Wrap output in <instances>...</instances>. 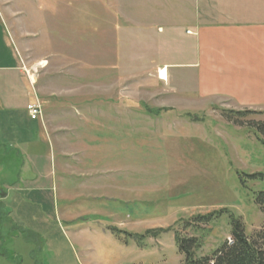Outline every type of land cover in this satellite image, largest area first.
<instances>
[{"label": "rangeland", "instance_id": "rangeland-1", "mask_svg": "<svg viewBox=\"0 0 264 264\" xmlns=\"http://www.w3.org/2000/svg\"><path fill=\"white\" fill-rule=\"evenodd\" d=\"M125 4L0 0V29L58 118L30 148L50 163L43 192L26 191L31 164L0 146V264H183L176 231L200 240L196 258L232 238L234 219L264 232V178L249 177L264 176V113L229 120L245 110L187 100L169 72L171 9Z\"/></svg>", "mask_w": 264, "mask_h": 264}, {"label": "crops", "instance_id": "crops-1", "mask_svg": "<svg viewBox=\"0 0 264 264\" xmlns=\"http://www.w3.org/2000/svg\"><path fill=\"white\" fill-rule=\"evenodd\" d=\"M130 2L139 6V17L141 4L148 2L158 6L155 12L167 8L163 4L171 9L166 30L176 55L169 72L187 100L225 98L232 110L264 113V0H124V6ZM147 29L140 28V35ZM7 36L0 29V146L17 149V156L31 164L26 173L36 179L26 191L43 192L52 175L50 163L48 168L46 156L30 148L37 134L56 131L58 118L47 111L38 119L29 117L26 105L40 92ZM169 67L160 70L162 79Z\"/></svg>", "mask_w": 264, "mask_h": 264}, {"label": "trees", "instance_id": "trees-1", "mask_svg": "<svg viewBox=\"0 0 264 264\" xmlns=\"http://www.w3.org/2000/svg\"><path fill=\"white\" fill-rule=\"evenodd\" d=\"M246 112L229 111L225 113L228 115V119L231 120V114H245ZM259 125L264 132V124L260 123ZM249 177L264 178L262 175H251ZM256 203L264 213V190L257 194ZM213 217V214L196 216L195 221L206 225L211 222ZM232 224L230 232L232 238L224 241L211 253V256L200 258L195 257V252L202 246L200 240L196 236L181 237L179 232L176 231L175 241L178 252L184 256L183 264H264V232H257L248 237L243 224L239 220H232ZM152 232V230H146L145 233L148 236ZM154 232L156 233V231Z\"/></svg>", "mask_w": 264, "mask_h": 264}, {"label": "built area", "instance_id": "built-area-1", "mask_svg": "<svg viewBox=\"0 0 264 264\" xmlns=\"http://www.w3.org/2000/svg\"><path fill=\"white\" fill-rule=\"evenodd\" d=\"M26 111L31 119L35 120L42 117L41 104L37 98L34 101L27 103Z\"/></svg>", "mask_w": 264, "mask_h": 264}]
</instances>
